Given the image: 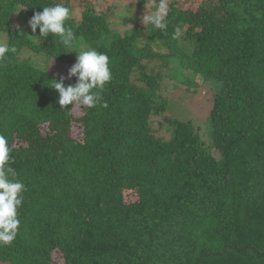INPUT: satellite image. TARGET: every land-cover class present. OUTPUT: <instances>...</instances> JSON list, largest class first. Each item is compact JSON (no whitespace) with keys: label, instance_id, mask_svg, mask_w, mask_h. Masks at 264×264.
<instances>
[{"label":"trees","instance_id":"16d2710c","mask_svg":"<svg viewBox=\"0 0 264 264\" xmlns=\"http://www.w3.org/2000/svg\"><path fill=\"white\" fill-rule=\"evenodd\" d=\"M207 2L219 16L170 0L166 30L120 34L92 0L79 19L72 0H0V33L15 48L0 61V133L26 186L1 263L264 264V0ZM52 3L70 8L78 48L109 55L108 107L62 108L49 85L60 76L34 57L71 64L77 51L14 27L20 9L29 22ZM174 67L215 88L207 141L191 121L165 117L168 139L152 127Z\"/></svg>","mask_w":264,"mask_h":264},{"label":"clouds","instance_id":"9594fccd","mask_svg":"<svg viewBox=\"0 0 264 264\" xmlns=\"http://www.w3.org/2000/svg\"><path fill=\"white\" fill-rule=\"evenodd\" d=\"M144 4L146 12L141 21L146 29L150 25L153 30H166L169 0H144ZM71 17L68 6L52 3L43 6V10L36 12L29 20L32 33L39 28V36L33 37L41 41L51 33L53 37H59L60 44L67 49L63 52H78L76 62L68 72V77H75L76 82L66 85L65 78L60 77L52 79L49 85L58 90V103L62 108L72 105L77 109H92L98 104L106 108L108 104L103 101L101 91L112 80L110 57L96 48L76 46V32L66 23ZM9 51L15 52V48L0 42V61L7 59ZM11 152L8 139L0 133V246L11 245L18 234L21 223L18 210L22 207L23 193L26 191L25 184L17 178V173L11 167Z\"/></svg>","mask_w":264,"mask_h":264},{"label":"rangeland","instance_id":"374dc122","mask_svg":"<svg viewBox=\"0 0 264 264\" xmlns=\"http://www.w3.org/2000/svg\"><path fill=\"white\" fill-rule=\"evenodd\" d=\"M184 1L187 7L193 8L204 18L212 19L220 15V7L216 4L208 3L207 0ZM92 2L95 3L94 5L99 12L107 13L111 28L117 33L124 34L135 28L145 26L141 21V17L145 14L146 8H140L137 0H92ZM83 3H85V0H72L73 14L77 19L80 18ZM19 13L22 19L19 17L20 14H15L14 27H19L20 24L22 31L31 34L32 31L30 30L31 28L27 18L23 15V10L20 9ZM213 39L215 37L212 36ZM0 42H6L8 44V35L6 33H0ZM181 45L187 52L191 51V43L184 36L181 39ZM44 55H35L34 63L36 66L47 69L65 79H70L68 72L76 62L78 52L71 64L58 63L55 60L48 59ZM48 64L49 66L47 68ZM168 75L169 77L163 81L164 95L167 97L168 108L165 113L152 117L153 129L159 136L168 139L170 133L166 130L168 123L165 122V117L191 121L203 139L207 141L209 139L207 131L208 120L213 107V97L215 94L213 84L204 82L200 76H196L188 70L177 69V67H174ZM76 113L80 115L81 110L76 109ZM72 128L78 131L77 125L74 124ZM0 264L6 263L0 262ZM53 264H65V262L56 256L54 257Z\"/></svg>","mask_w":264,"mask_h":264}]
</instances>
